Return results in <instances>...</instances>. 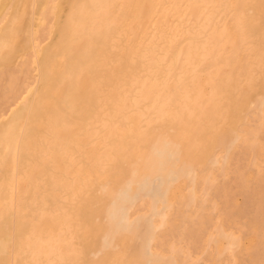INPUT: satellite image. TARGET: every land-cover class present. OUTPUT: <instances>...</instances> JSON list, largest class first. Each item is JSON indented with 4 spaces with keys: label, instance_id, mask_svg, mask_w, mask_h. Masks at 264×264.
<instances>
[{
    "label": "bare ground",
    "instance_id": "bare-ground-1",
    "mask_svg": "<svg viewBox=\"0 0 264 264\" xmlns=\"http://www.w3.org/2000/svg\"><path fill=\"white\" fill-rule=\"evenodd\" d=\"M82 1L51 30L50 0H30L0 61V130L18 139L1 179L27 189L0 211V264H32L43 232L63 264H264V0H94L101 28L92 3L72 15ZM19 2L0 0V47ZM105 117L123 132L105 138Z\"/></svg>",
    "mask_w": 264,
    "mask_h": 264
},
{
    "label": "rangeland",
    "instance_id": "rangeland-1",
    "mask_svg": "<svg viewBox=\"0 0 264 264\" xmlns=\"http://www.w3.org/2000/svg\"><path fill=\"white\" fill-rule=\"evenodd\" d=\"M60 1L61 0H50V2L48 4V8L46 10H44L43 12H41L40 23H39L41 26H43V27L48 26V28L51 30H53L55 28V26L58 22V19L61 16V12L63 10V7L61 6ZM129 1H133V0H129ZM199 1H202V0H199ZM84 2H89V3L93 4V13L95 14L93 18L99 19V22L97 23L96 27L101 28L107 22V20H108L107 16L110 12L106 11V9H105V12L103 14V18H98L99 15H102L103 11L100 9V7L97 6V4L94 0H87V1L78 2L75 9L72 11V15L75 16V15H78L79 13H82L81 7H82V4ZM226 2L227 1H225V3ZM13 5H16V3H14ZM130 5L134 6L133 3H131ZM230 6L232 7V5H230ZM28 7H29V9H28ZM143 7H144V5H143ZM145 8H146V6H145ZM235 8H239V5H238V7H237V5H235ZM13 12H14V14H13ZM50 12H52V15H51L52 20H51V17H47V16H49L48 14ZM104 17H106V18H104ZM25 18H26V20H25ZM90 19H91V17H90ZM6 20H7L5 23V29L6 30H5V35L3 37L4 38V44H3V46L0 47V61L1 62L4 61L5 59H7L8 57L12 56L13 51H15L14 49H16V47L18 45H20L24 39L27 38L28 33L26 31H27L28 24L30 23L29 22L30 21V0H20V2L17 4V10H13L11 12V14H9L7 16ZM23 22H24V24H23ZM94 22L95 21H93L92 24H94ZM20 23H21V25H19ZM88 24H90V22ZM1 28L2 27H0V30H1ZM128 28L133 30L134 29L133 24L128 26ZM229 30L230 29H228V31ZM231 35H233V32ZM14 40H15V42H14ZM43 45H45V44H42L41 46H43ZM12 65H15V64H12V63L9 64V66H12ZM199 76H200V78H204L205 73H201ZM84 77L87 78L86 76H84ZM85 78L83 79V81L86 84L87 79H85ZM137 85L138 84H136V83H133L131 85L132 89L135 90L136 94L139 92L137 89ZM109 102H111L114 105H120V104L124 103L125 100H122V99L116 100V97H110ZM132 103L135 105V108L138 107V100L137 99H134ZM122 116H123L122 121L125 122L126 117H125V115H122ZM119 124L120 123H118V124L114 123L113 124L109 117H105L104 121L100 125L99 124L98 125H99V128L103 131L105 138H111L112 136L116 135L118 132L119 133L123 132V128H122L123 126L121 124L120 125ZM258 124L260 125V123H258ZM17 141H18L17 133L14 130L10 131V133H8V134L5 133L3 130H0V150H1L0 154L4 155V156L10 155L12 150L17 145L16 144ZM26 147H27V145H26ZM27 148L33 150V152L36 151L38 154H40L42 157L41 159L44 163L47 161H50V158L52 157V155L50 156L45 151V149L43 147H38L37 145H34L31 148L30 147H27ZM2 159L3 158L0 156V192L1 191L6 192L10 196H9V199H7V200L5 199L2 203H0V211L4 210V208L10 206V204L15 203L17 205V207L20 206L22 196H23L24 192L27 190L24 186H22L23 181H19L17 179L18 177L14 176L10 182H5L4 180L1 179L2 178V175H1L2 172L6 173V169L4 167L5 164L3 161L4 159L3 160ZM27 173L30 174L34 178V177L38 176V174L40 172H39L38 167H36V165L33 164L32 166L29 165L27 167V171L25 174H27ZM182 187L184 189H186L187 184L182 183ZM238 200H241V199L238 198ZM43 207H45V204L43 205ZM30 214L35 215L34 212H31ZM47 215H48V213H45V216H47ZM42 237L44 238V240H43L44 243L42 242L44 245L36 244L34 241L27 242V244H26L27 250L30 253H32V255H33V257L30 259V263H32V264L38 263L37 260L35 259V255H36V257L39 258V261H42V259H44V261L47 260L46 263H49L50 260H51V262H52V260H54V262H52L53 264H63V260L61 259V257L58 256V253H57L58 245L56 243H52L53 241L58 240L57 237L54 236L53 234H49L47 232H43ZM179 240H182V237L181 238L179 237L177 239L176 243H174L175 241H173L172 246L170 247V250H169L171 253L181 251V248H180L181 244L180 243L177 244V242ZM185 253L190 254V251L186 250ZM197 258H199V257H197ZM197 258L194 260H198ZM48 259H50V260H48Z\"/></svg>",
    "mask_w": 264,
    "mask_h": 264
}]
</instances>
